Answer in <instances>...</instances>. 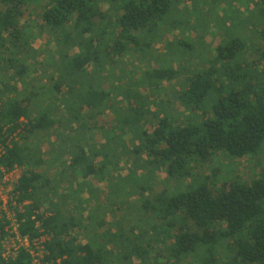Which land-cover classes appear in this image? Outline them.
Returning <instances> with one entry per match:
<instances>
[{
    "label": "trees",
    "instance_id": "trees-1",
    "mask_svg": "<svg viewBox=\"0 0 264 264\" xmlns=\"http://www.w3.org/2000/svg\"><path fill=\"white\" fill-rule=\"evenodd\" d=\"M26 6L38 22L21 23ZM207 16L219 31L209 44ZM44 33L62 57L48 85L20 94L9 83L24 82ZM155 45L166 55L149 57ZM183 51L203 55L200 67L183 65ZM127 54L141 63L143 96L104 87L105 68ZM174 82L166 92L186 113L177 118L152 94ZM108 108L110 129L99 123ZM22 125L20 143L7 146ZM263 142L264 0H0V165L23 169L18 235L48 238L42 264H264ZM220 158L252 164L251 176L202 171ZM108 184L101 205L96 191ZM9 225L0 217V264H31L23 250L2 257Z\"/></svg>",
    "mask_w": 264,
    "mask_h": 264
},
{
    "label": "rangeland",
    "instance_id": "rangeland-1",
    "mask_svg": "<svg viewBox=\"0 0 264 264\" xmlns=\"http://www.w3.org/2000/svg\"><path fill=\"white\" fill-rule=\"evenodd\" d=\"M230 3H233L235 5V10H236V12H232L231 15H235V13H236V17H237L238 14L242 13V11H241L242 6L240 4L234 2V1H232ZM222 7L223 6H219L218 10H221ZM38 20H39L38 11L34 8L26 6L23 10V15L20 18L21 23H28V22H33V21L38 22ZM205 25L208 28H210V31L212 32L211 33L212 35H210L206 39V41H204L205 44H209V42L212 41L211 38L214 37L213 35H218L219 31L217 28L212 29L213 26L217 27L216 26L217 23L214 19H211V16H207V19L205 21ZM259 25H260V22H258V27H259ZM258 27L256 26L255 29L256 28L258 29ZM207 30H209V29H207ZM248 30L249 29H247L246 31H248ZM179 38L181 40H188V34H186V33L181 34ZM254 38H253V42H254ZM164 41H168V40L165 39ZM32 47L34 48L35 51L38 52L37 54H35L33 62H31L32 70L30 71V73L28 75H26V78H24L25 80L23 83L21 81H15V80H13L12 82L9 83V85H12V86L15 83L17 91H19L20 94H24V95H27V94H29V92L33 91L34 87H36V85H38V84L39 85H48V79H49L50 75L53 74L51 72V65L54 61H58L62 57V55L59 51V43H57L56 41L51 39V37L49 36V33H44L41 37L37 36V39L32 44ZM159 47H161V45H155V47H153L155 49H153V51L149 55V57H151V56L156 57L157 55H161V54L166 55V49H163V50H161V48L156 49ZM198 49L199 48H197L194 56L198 55ZM192 56L190 55V53H187V51H183L184 59L182 61V64L184 65L187 62L190 64L191 63L196 64L200 67V64H201L200 60H202L203 55L198 56V58L197 57L194 58ZM247 56L249 57L250 53H248ZM142 58H144V56H142ZM147 61H148L149 66L156 67V68L158 65H160L162 63V60H160L159 63H157V62L155 63V62H153L154 60H151V59H147ZM115 64L112 66L107 65L108 67L105 68L106 73L108 74V78L106 80L107 82L104 83V87L106 89L110 88L112 90H117V86L121 87V88L129 87V88H131V90H133V92L143 96L147 92L146 88H148V87H145L142 84H140V82L143 79V73L141 72L142 66H141V63L139 61V58L134 57L131 54H127L126 57L121 61V63H119V64L115 63ZM124 65L126 66V68L122 69L124 67ZM174 67H177L176 64L174 65ZM45 68H48L49 71H47V72H45V74H43V69H45ZM33 69H35V70L33 71ZM9 74L10 73L7 74L5 72H2L1 77L4 78V75L9 76ZM6 78H7V76H6ZM54 83H55V80L51 81V85H53ZM136 83H137V86H136ZM161 87L167 88L169 86L168 85L165 86L164 84H162ZM149 93L151 94V92H149ZM152 94L155 95V96L152 95V96H154V98H156V99L159 98L158 94H156V92H154ZM7 95L10 98H14V96H15V94L13 92H8ZM161 98H163V101L167 102V105H170V101L172 103V107H171L172 112L170 110H168L169 111L168 116L176 115V118H177L178 115L181 116V115L186 114L184 111H180V107H179L180 105H178V106L175 105V102L172 98L166 99V97H164L162 94H161ZM118 101H120V99H118ZM59 104H58V106L63 105L62 102H60ZM116 104H117L116 107L124 106V104L122 102L116 103ZM173 108H174V111H173ZM150 109L154 110L153 107H151ZM114 118L115 117H114L113 110L108 108L105 111V114L102 116V118L99 119V123L107 124L108 126H106V127L108 129H110L112 127L111 125H112ZM97 137H98V135H97ZM98 140H99L98 142L100 144L103 143L101 138L99 139V137H98ZM125 140L128 141L127 144L130 143L129 137L128 138L126 137ZM44 148H45V150L48 149L47 146H45ZM255 157L260 161V163H261L260 166L264 167V142L262 144L261 149L259 150V152L257 153V155ZM132 159H133L132 157H128L127 159H125V161H123V163H121V168L123 169V171H122L123 174H124V171L128 167H130V163H131ZM214 165L215 166H213L211 168L210 167L205 168L202 171H204L205 174L209 175L213 168H219L220 177H223V178L225 175H228V176H234V177L240 176L241 178L245 177V180H248V178L251 176V173L249 172V168L251 169L252 164L248 165V164H246V162H242L241 164H234L231 161V159L220 158V160H217V162H215ZM131 169H133V168L131 167ZM53 172L56 173L57 170H53ZM107 172L109 174L112 173L111 169H108L106 171V173ZM114 173H112V174H114ZM135 176H137V175H135ZM160 176H161V178H164L163 173H161ZM63 186H67V184H63ZM111 186H112V184H108L107 186H104L101 188V192L96 191V195H98L97 197H100L101 205H103V203L105 202L107 194H109L110 191H112ZM86 198H87V196H86ZM104 205H105V203H104ZM89 207L92 208L93 207L92 204H90ZM117 216L118 217H116V219L121 217L122 213H120L118 211ZM142 225H143V223H142ZM143 226H145V225H143ZM146 230H149V228H147Z\"/></svg>",
    "mask_w": 264,
    "mask_h": 264
},
{
    "label": "built area",
    "instance_id": "built-area-1",
    "mask_svg": "<svg viewBox=\"0 0 264 264\" xmlns=\"http://www.w3.org/2000/svg\"><path fill=\"white\" fill-rule=\"evenodd\" d=\"M25 124L23 119L20 120ZM24 126H20L11 137L5 135L6 145L11 146V143H20V135L23 134ZM4 155L3 146L0 144V158ZM23 169L18 166L6 168L0 165V217H4L10 222L6 231L8 236L2 241L1 254L2 257H15L20 250H23L31 257V264H42L44 258V242L48 239L45 235L29 241L27 238H21L18 235L19 225L16 221L15 208L20 209L17 204V196L15 194V186L21 178ZM38 232L42 233L39 224H37Z\"/></svg>",
    "mask_w": 264,
    "mask_h": 264
},
{
    "label": "crops",
    "instance_id": "crops-1",
    "mask_svg": "<svg viewBox=\"0 0 264 264\" xmlns=\"http://www.w3.org/2000/svg\"><path fill=\"white\" fill-rule=\"evenodd\" d=\"M176 86H177V84H176V82H174L173 83V87L172 86H170V87H167V88H163V89H165V91H162L161 93H162V95L164 96V97H166V99L167 98H169V96H170V92H166V90L168 89V91H171V89H176ZM159 98L162 100V102L167 106V107H169L168 108V110H170L171 112H172V109H171V107H172V103H171V101H170V105H167V102L166 101H163V98H161V95H159ZM174 100V99H173ZM161 102V103H162ZM174 102H175V105H180L176 100H174ZM180 107V111H182V108H181V105L179 106ZM178 109V108H177ZM173 111H174V108H173ZM176 111V110H175ZM177 113V112H176ZM175 113V114H176ZM175 117H176V115H174Z\"/></svg>",
    "mask_w": 264,
    "mask_h": 264
}]
</instances>
